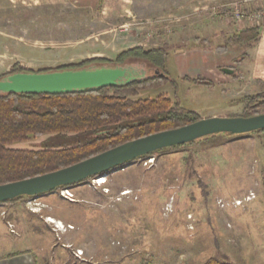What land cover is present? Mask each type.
<instances>
[{
    "label": "rangeland",
    "instance_id": "1",
    "mask_svg": "<svg viewBox=\"0 0 264 264\" xmlns=\"http://www.w3.org/2000/svg\"><path fill=\"white\" fill-rule=\"evenodd\" d=\"M244 1L246 17L236 23L232 6ZM261 5L264 0H0V78L15 65L55 70L166 46L169 80L137 98L167 94L201 118L240 117L239 100L264 92L258 64L264 19L249 18ZM254 27L261 38L252 48L218 49L226 42L222 34ZM125 66L144 70L143 79L161 73L144 61ZM50 138L9 147L40 150L52 146ZM26 249L38 264H203L213 257L264 264V135L216 134L87 183L1 203L0 258Z\"/></svg>",
    "mask_w": 264,
    "mask_h": 264
},
{
    "label": "trees",
    "instance_id": "2",
    "mask_svg": "<svg viewBox=\"0 0 264 264\" xmlns=\"http://www.w3.org/2000/svg\"><path fill=\"white\" fill-rule=\"evenodd\" d=\"M104 1L99 0V3L103 4ZM221 36L226 38V42L218 49L229 50L240 47L250 49L260 42L261 30L254 27ZM168 58L169 51L166 46L150 50L138 47L121 52L114 60L91 59L78 65L55 70L34 72L15 65L10 73L0 79L18 73L82 71L93 66L123 67L131 61L147 62L161 73L153 78L123 86L62 95L0 93V185L56 172L130 141L178 129L201 120L200 116L183 107L181 101L173 100L167 94H160L156 98H137L141 91L160 86L169 80L166 69ZM232 77L237 76L234 74ZM193 82L211 85L199 80ZM239 103L244 105V112L240 117L264 114V92L242 98ZM252 134L264 135V130L247 135ZM47 135L51 137L48 140V143L52 145L50 147L40 150H20L9 147L16 142L30 141ZM196 143L197 141L163 149L119 168L177 152ZM95 178L97 177L89 178L84 183ZM68 188L71 187H60L56 191ZM23 198L33 197H21L9 202ZM19 255L20 253L11 254L1 259ZM203 264L233 263L213 257Z\"/></svg>",
    "mask_w": 264,
    "mask_h": 264
},
{
    "label": "water",
    "instance_id": "3",
    "mask_svg": "<svg viewBox=\"0 0 264 264\" xmlns=\"http://www.w3.org/2000/svg\"><path fill=\"white\" fill-rule=\"evenodd\" d=\"M232 76L235 70L224 68ZM124 69H88L82 71H53L46 73H18L0 79L2 94L62 95L104 87L130 84ZM264 130V114L253 117H210L190 125L130 141L93 158L34 178L0 185V204L21 197H36L55 192L60 187H72L89 178L133 162L151 153L183 146L216 134L247 135Z\"/></svg>",
    "mask_w": 264,
    "mask_h": 264
},
{
    "label": "crops",
    "instance_id": "4",
    "mask_svg": "<svg viewBox=\"0 0 264 264\" xmlns=\"http://www.w3.org/2000/svg\"><path fill=\"white\" fill-rule=\"evenodd\" d=\"M52 1L53 0H48V2H52ZM41 2H42V0H40V3ZM258 46H259L260 50L263 51V57L258 58L259 69L261 71H263V74H264V39L261 41V43H259ZM215 116H219V115H215ZM16 253H20V255L13 257V258H9V259H1L0 258V264H38L37 258L34 255L32 249L31 250L26 249L23 251H18ZM16 253H14V254H16Z\"/></svg>",
    "mask_w": 264,
    "mask_h": 264
},
{
    "label": "built area",
    "instance_id": "5",
    "mask_svg": "<svg viewBox=\"0 0 264 264\" xmlns=\"http://www.w3.org/2000/svg\"><path fill=\"white\" fill-rule=\"evenodd\" d=\"M244 3L246 4L248 2L244 1L232 6L231 13L236 23L242 21L246 17L247 9L245 8V5H243ZM251 11V15L249 17L251 20L261 21L264 19V5H261L260 7ZM102 180H104V178L99 179V185L105 184L106 181L103 184L100 183Z\"/></svg>",
    "mask_w": 264,
    "mask_h": 264
},
{
    "label": "flooded vegetation",
    "instance_id": "6",
    "mask_svg": "<svg viewBox=\"0 0 264 264\" xmlns=\"http://www.w3.org/2000/svg\"><path fill=\"white\" fill-rule=\"evenodd\" d=\"M102 68H103V69H111V68H113V69H118V68H120V69H124L125 72H126V76H127V78H123V81H126L127 79L135 80V81H132V82L145 80V78L143 79L144 70H141V71H140V74H139L138 72H135V71L133 70V68H131L130 66H123V67H108V66H103V67H101L100 69H102ZM90 69H97V68H95V67H91ZM154 75H155V76L160 75V74H159V71L155 70V71H154ZM155 76H154V77H155ZM149 78H153V76H152V77H149ZM147 79H148V78H147ZM109 172H110V171H109ZM107 173H108V172H107Z\"/></svg>",
    "mask_w": 264,
    "mask_h": 264
},
{
    "label": "bare ground",
    "instance_id": "7",
    "mask_svg": "<svg viewBox=\"0 0 264 264\" xmlns=\"http://www.w3.org/2000/svg\"><path fill=\"white\" fill-rule=\"evenodd\" d=\"M105 180H102L100 183L103 184ZM106 183V182H105ZM129 192H126L125 195H127ZM239 205V204H238ZM50 222H54L52 219H49Z\"/></svg>",
    "mask_w": 264,
    "mask_h": 264
}]
</instances>
